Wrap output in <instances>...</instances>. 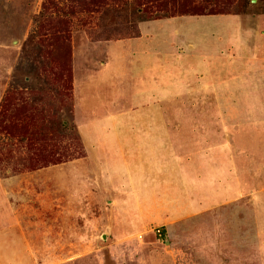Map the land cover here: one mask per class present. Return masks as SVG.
<instances>
[{
    "label": "rangeland",
    "instance_id": "1",
    "mask_svg": "<svg viewBox=\"0 0 264 264\" xmlns=\"http://www.w3.org/2000/svg\"><path fill=\"white\" fill-rule=\"evenodd\" d=\"M133 2L0 0V264H264V0Z\"/></svg>",
    "mask_w": 264,
    "mask_h": 264
},
{
    "label": "trees",
    "instance_id": "2",
    "mask_svg": "<svg viewBox=\"0 0 264 264\" xmlns=\"http://www.w3.org/2000/svg\"><path fill=\"white\" fill-rule=\"evenodd\" d=\"M73 2H77V0H72ZM98 4H100L99 1H97ZM133 7L136 8L139 11V8L142 7V10H145L147 14L153 13L152 7H154V10H156L154 15H150L149 18L146 19H159V18H170L175 17L179 15H192V16H203V15H228L232 13H239L237 12L238 9L236 7L238 5H243L246 7L247 5H255V3L252 2V0H134ZM112 10V9H109ZM115 10V8H114ZM120 11L118 9L115 10V15L118 14ZM264 13V12H263ZM115 29V28H114ZM108 30V29H107ZM106 29H103L101 33H107ZM120 31H127V34L125 36L130 38H138L141 36V29L139 27V23H137L135 26L124 24L120 27H118L114 32ZM133 30V31H131ZM97 30H90V35H93ZM129 33V34H128ZM53 35L50 34V42L53 40ZM98 37H104L99 36ZM124 36V37H125ZM95 38H93L94 40ZM101 40L100 38H98ZM110 40H115L118 38H106ZM122 39V38H119ZM65 47L70 50V46L65 42ZM67 53V62L71 64L72 56H70L69 52ZM71 58V59H70ZM71 81V80H70ZM74 82V80H73ZM72 82V85L74 87V83ZM67 87H64V96H66L71 88V82H68ZM69 90V91H68ZM49 92L51 93V97L53 99H60L62 97V88L60 87H50ZM52 114L53 119H50V115ZM58 114L57 109H53L52 111L50 109H42L41 110V116L38 126V135L40 137H44L46 135L52 132H55V128L57 126V118L56 115ZM77 132L79 134L78 128L76 127ZM80 136V134H79ZM80 139L82 141V138L80 136ZM83 146L84 143L82 142ZM85 147V146H84Z\"/></svg>",
    "mask_w": 264,
    "mask_h": 264
},
{
    "label": "crops",
    "instance_id": "3",
    "mask_svg": "<svg viewBox=\"0 0 264 264\" xmlns=\"http://www.w3.org/2000/svg\"><path fill=\"white\" fill-rule=\"evenodd\" d=\"M255 17H256V19H258V21L263 22V20H264V14H257V15H255ZM140 37H141V36H140ZM74 88H75V87H74ZM77 128H78V130H79V132H80V136H81L82 141H83V137H82V135H81V131H80V129H79L78 126H77ZM83 143H84V141H83ZM84 146H85V143H84Z\"/></svg>",
    "mask_w": 264,
    "mask_h": 264
}]
</instances>
